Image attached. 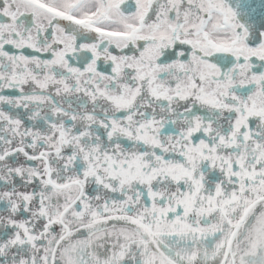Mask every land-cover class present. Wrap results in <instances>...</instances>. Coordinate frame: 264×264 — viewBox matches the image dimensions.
Instances as JSON below:
<instances>
[{
	"label": "snow or ice",
	"instance_id": "snow-or-ice-1",
	"mask_svg": "<svg viewBox=\"0 0 264 264\" xmlns=\"http://www.w3.org/2000/svg\"><path fill=\"white\" fill-rule=\"evenodd\" d=\"M0 264H264V0H0Z\"/></svg>",
	"mask_w": 264,
	"mask_h": 264
}]
</instances>
